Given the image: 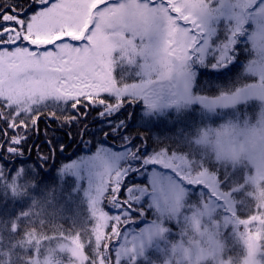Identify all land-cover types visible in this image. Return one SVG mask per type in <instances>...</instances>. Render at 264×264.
Returning <instances> with one entry per match:
<instances>
[{
	"label": "trees",
	"instance_id": "16d2710c",
	"mask_svg": "<svg viewBox=\"0 0 264 264\" xmlns=\"http://www.w3.org/2000/svg\"><path fill=\"white\" fill-rule=\"evenodd\" d=\"M20 2L27 4L30 0ZM150 2L153 3L152 0ZM162 3L166 4L164 1ZM168 10L177 22L178 16L182 14L172 7ZM232 23L235 24L234 21ZM246 30L244 28L237 32L233 28L229 35L234 42L227 50L229 62L226 65L236 60L235 69L218 75L215 73L224 69L225 64L207 65L209 58L212 62V56L216 57L222 50L217 51V48L225 40L219 42V46L209 47V55L204 64L193 66L195 94L219 95L257 81L256 75L247 72L254 57V49L245 39L248 34ZM217 39L218 37L214 41ZM103 91L116 97L117 104L114 108L121 101H131L125 112L120 114V120L125 119V113L129 121L133 117L136 119L135 126L127 132L126 138L109 137L108 144L103 145L104 137L98 129L107 128L99 124L95 119L96 113L92 112L80 124L63 128L50 120L41 122L39 136L33 135L23 149H14L15 154H2L0 264H33L34 261L36 264L40 257L35 259L38 255L36 246L56 243L63 237L73 238L71 236L78 226L76 218L86 219L88 211L76 178L64 170L70 163L94 155L101 148L122 154L119 157V167L116 168L121 174L110 180L102 195L103 207L111 217L125 209L128 218H110L107 232L101 240V244H105L104 248L101 245L97 248L87 246L90 264L99 262L101 255L99 257L96 254L98 248L99 253L105 252V264H117L115 254L123 237L135 229H144L151 224L153 219L149 205L152 203L151 174L154 172H168L166 175L175 180L185 192L180 200L182 210L178 217L160 214V217H166L165 225L172 226L175 231L170 239L175 237L184 241L200 235L199 231L207 226L206 219L200 218L197 228L195 221L191 223L192 216L208 208L211 211L207 215L203 214L209 219L208 230L216 239L224 242L227 264H247L250 244L256 249L259 264H264V177L255 182V168L252 165L221 157L210 146L218 134L226 129H233L234 132L245 129V138L240 142L245 141L246 135L255 140L253 133L259 130L264 135V129L258 127L264 126V102L251 100L213 110L199 105H177L168 110H156L148 106L142 92H128L120 86L113 91ZM25 107L30 106L20 105L21 110ZM0 114H6L2 107ZM61 119L64 117L61 116ZM256 125L257 127H253ZM45 130L48 132L47 139L56 137L64 145L63 152L57 150L50 153L48 146L44 144ZM132 137L139 138L130 143ZM33 145L40 149L39 152ZM18 157L27 163H18ZM141 160L145 163H137ZM122 192L125 193L123 196ZM142 198L146 203L140 201ZM155 214L157 215L156 211ZM119 264L161 263L152 257H146L136 261L123 260ZM199 264L215 263L207 260Z\"/></svg>",
	"mask_w": 264,
	"mask_h": 264
},
{
	"label": "rangeland",
	"instance_id": "374dc122",
	"mask_svg": "<svg viewBox=\"0 0 264 264\" xmlns=\"http://www.w3.org/2000/svg\"><path fill=\"white\" fill-rule=\"evenodd\" d=\"M163 1L182 14L179 15L181 19H178V25L168 14V6L161 0L155 3L150 0H113L117 5L122 4L123 8L114 25L105 33L107 41L101 43L99 63L103 70L97 73V90L113 91L120 86L128 92H142L148 106L156 110H168L177 105H199L213 110L251 100L263 103L264 0ZM233 28L237 32L247 29L245 39L254 49V57L247 72L256 75L257 81L219 95L195 94L192 67L204 64L209 55V47L217 46L224 40L226 42L217 48V51L222 50L216 57L212 56V62L209 58L207 65H226L229 62L227 50L234 42L229 36ZM217 37V41H214ZM258 127L264 129V126ZM244 131L226 129L213 141L214 146H210L221 157L252 165L257 182L264 177L263 131L253 133L255 140L246 135L245 141L240 142L245 138ZM94 155L72 162L64 170L76 178L88 211L86 219L76 218L78 226L71 236L73 238L63 237L56 243L36 246L38 255L35 259L40 256L36 264H90L87 246L97 248L101 245L104 248L105 244H101V240L107 232L110 218H128L125 209L111 217L102 204V195L110 180L121 174L116 168L119 167L122 154L103 149ZM166 174L169 173L151 174L153 190L149 207L153 221L144 229H135L123 237L115 254V262L119 264L123 260L136 261L152 257L161 264H199L207 260L215 264H227L224 242L216 239L208 230L209 219L203 215L211 211L208 208L192 216L191 223L195 221L197 228L199 219H206L207 226L199 231L200 235L184 241L175 237L170 239L175 231L172 226L165 225L166 217H160V214L178 217L182 210L180 200L185 192ZM140 201L145 202L143 198ZM120 205L123 206V203ZM248 248L247 264H259L254 246L250 244ZM96 254L102 258L94 264H105V252L99 253L98 248Z\"/></svg>",
	"mask_w": 264,
	"mask_h": 264
},
{
	"label": "snow or ice",
	"instance_id": "6c2138e0",
	"mask_svg": "<svg viewBox=\"0 0 264 264\" xmlns=\"http://www.w3.org/2000/svg\"><path fill=\"white\" fill-rule=\"evenodd\" d=\"M122 8L113 0L0 2V107L6 113L0 114V159L4 152L15 154L14 149H23L33 135L39 136L41 122L50 120L63 128L80 124L92 112L107 128L98 129L103 145L109 137L126 138L136 119L129 121L125 113L120 120V114L131 101H121L114 108L116 97L96 88L97 73L103 70L101 43L107 41L105 33ZM236 66L233 60L215 74L223 75ZM21 104L30 107L21 110ZM44 136L50 153L64 151L59 139H47V130ZM138 138L132 137L130 143ZM17 162L27 163L19 157Z\"/></svg>",
	"mask_w": 264,
	"mask_h": 264
}]
</instances>
